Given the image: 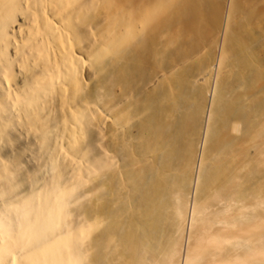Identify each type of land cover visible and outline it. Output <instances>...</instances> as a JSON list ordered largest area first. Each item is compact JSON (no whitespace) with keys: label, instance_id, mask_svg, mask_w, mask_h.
Returning a JSON list of instances; mask_svg holds the SVG:
<instances>
[{"label":"bare ground","instance_id":"6f19581e","mask_svg":"<svg viewBox=\"0 0 264 264\" xmlns=\"http://www.w3.org/2000/svg\"><path fill=\"white\" fill-rule=\"evenodd\" d=\"M46 1L64 2L0 0L5 95L32 125L60 72L11 85L8 30L21 4L38 19ZM69 5L105 73L87 102L109 121L85 126L93 186L78 207L42 196L0 215V264H264V0H67L57 13Z\"/></svg>","mask_w":264,"mask_h":264},{"label":"rangeland","instance_id":"374dc122","mask_svg":"<svg viewBox=\"0 0 264 264\" xmlns=\"http://www.w3.org/2000/svg\"><path fill=\"white\" fill-rule=\"evenodd\" d=\"M63 3L46 1L38 19L35 10L23 3L8 30L13 45L7 58H11L15 48L19 49L11 85L20 89L28 77H38L48 70L54 72L52 69L60 73L41 93L38 109H29L38 118L33 125L25 116L26 110L6 98L5 78L0 75V171L9 177L0 179L3 216L26 203H37L42 196L54 203L66 198L67 208L78 207L82 195L90 193L93 186L92 136L85 126L91 128L100 116L105 122V133L109 121L106 112L87 102L91 95L106 91L100 85L105 73L96 72L91 60L98 42L93 30L77 19L68 22L71 17L64 21L74 10L69 5L59 15L57 11ZM31 46H38V50H31ZM66 57L71 63L63 61ZM69 65L73 72L67 70ZM49 184L56 186L53 193L47 194L44 189Z\"/></svg>","mask_w":264,"mask_h":264}]
</instances>
